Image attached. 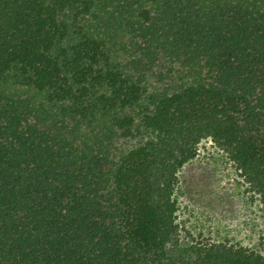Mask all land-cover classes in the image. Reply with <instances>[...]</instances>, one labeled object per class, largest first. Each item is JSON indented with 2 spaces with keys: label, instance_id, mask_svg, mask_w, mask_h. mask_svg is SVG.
Returning a JSON list of instances; mask_svg holds the SVG:
<instances>
[{
  "label": "trees",
  "instance_id": "16d2710c",
  "mask_svg": "<svg viewBox=\"0 0 264 264\" xmlns=\"http://www.w3.org/2000/svg\"><path fill=\"white\" fill-rule=\"evenodd\" d=\"M204 138L264 206V0H0V264H264L170 253Z\"/></svg>",
  "mask_w": 264,
  "mask_h": 264
},
{
  "label": "rangeland",
  "instance_id": "374dc122",
  "mask_svg": "<svg viewBox=\"0 0 264 264\" xmlns=\"http://www.w3.org/2000/svg\"><path fill=\"white\" fill-rule=\"evenodd\" d=\"M174 195L178 228L170 253L180 255L199 242H226L264 255V206L210 138L179 170Z\"/></svg>",
  "mask_w": 264,
  "mask_h": 264
}]
</instances>
